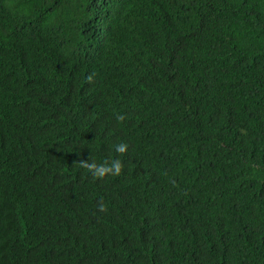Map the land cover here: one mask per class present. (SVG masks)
I'll list each match as a JSON object with an SVG mask.
<instances>
[{"label": "trees", "instance_id": "obj_1", "mask_svg": "<svg viewBox=\"0 0 264 264\" xmlns=\"http://www.w3.org/2000/svg\"><path fill=\"white\" fill-rule=\"evenodd\" d=\"M0 264H264V0H0Z\"/></svg>", "mask_w": 264, "mask_h": 264}, {"label": "clouds", "instance_id": "obj_2", "mask_svg": "<svg viewBox=\"0 0 264 264\" xmlns=\"http://www.w3.org/2000/svg\"><path fill=\"white\" fill-rule=\"evenodd\" d=\"M118 119H124V114H119ZM128 149V144L125 141H120L115 144V151L118 153H125ZM81 164L83 167L90 170L93 176L100 178L105 175L111 173L114 175H119L124 167L123 161L120 158H114L110 161L105 160L104 162H97L96 160L90 159H81ZM103 209L105 206L103 204L100 205Z\"/></svg>", "mask_w": 264, "mask_h": 264}]
</instances>
